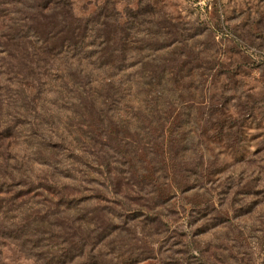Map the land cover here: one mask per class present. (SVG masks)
Masks as SVG:
<instances>
[{
	"label": "rangeland",
	"instance_id": "1",
	"mask_svg": "<svg viewBox=\"0 0 264 264\" xmlns=\"http://www.w3.org/2000/svg\"><path fill=\"white\" fill-rule=\"evenodd\" d=\"M85 22L111 41L131 27L138 65L99 73L83 57L112 46L74 51ZM76 54L98 83L171 74L146 112L151 165L144 96L87 98ZM84 146L138 153L151 185L103 183ZM0 264H264V0H0Z\"/></svg>",
	"mask_w": 264,
	"mask_h": 264
},
{
	"label": "trees",
	"instance_id": "2",
	"mask_svg": "<svg viewBox=\"0 0 264 264\" xmlns=\"http://www.w3.org/2000/svg\"><path fill=\"white\" fill-rule=\"evenodd\" d=\"M130 28L128 27L127 28L128 30L126 29L129 34L127 33V35L122 38L115 37L114 41H111V39H108L107 37H100V36L95 37L94 31L91 28V24L89 23L87 24L85 22L84 24H81L80 27L78 28L82 31L83 38L81 37L80 42H74L72 44V47L73 49H75L74 51L79 53L81 51V50L79 51L81 45L83 48L86 49L102 47L105 50L109 46V44H111L112 46L110 51L111 54L109 52L102 53L99 51H92L86 57H83L84 60H88V64L95 66V68H97L96 70H98L99 73H103L99 71L101 69L108 70L109 68H113L116 65L118 66L132 61L133 63H129V64H131L130 67H134L138 65V61L133 55L135 54L136 51H138V49L134 47L136 46L134 45L136 44V42L134 36H132L133 33H131ZM84 40L88 41L87 42L88 44H86L85 46L83 45ZM167 47L168 46L161 47L158 48L157 50H154L152 48H147L146 50L147 52H153V51L158 52L164 50ZM77 55L78 54L74 56L75 59L77 60L76 62H78L76 66V72L78 75L77 81L79 82V84L83 82H87V84H91L89 85V92H87V98L90 95L95 97L98 94H103L99 96L105 99L108 98V100H114L115 98V100L118 99L119 101L123 99L128 102H132V100L135 99L136 97H139L140 95L144 96L146 101L143 103H145V105L143 104L144 105L143 106L141 102L142 106L139 104L138 107L136 108L138 111L137 128L139 130L137 140L139 139L140 141H142L144 139L146 141L144 142L143 145L140 146L139 150H141L140 153L143 152L144 157L148 156V158L145 157L147 161L150 160L149 156H152L154 154L158 155L157 151L153 149V146L152 148H149V145H151L149 138L150 133L149 130L147 129L148 127H146L147 126L146 124L150 123L151 119L146 114V112L148 110L150 111L149 107L151 106V102L153 100V97L151 95H154L153 93L157 89V87L162 86L161 82L167 83L171 79L170 78L171 74L165 71L156 72L153 70H145L139 73H137V71L133 73H126L125 71L127 70L125 69L119 70L118 72L104 71L106 72L107 76L105 77V79L101 80V83H98L95 76H93L92 79H90V77L87 74V71H84V69L80 67L79 65L80 59L76 57ZM147 58H150V55H147ZM116 78H119V82L120 80H124L126 82L124 84L123 83L120 84L119 82L115 81ZM157 80L160 81L157 82V85H154V81ZM92 85H96V86H92ZM77 91L78 90H76V93ZM78 96L79 99H82L81 96L83 95L81 92H78ZM179 123L180 122H178V125ZM127 126H129V123H127ZM99 151L102 152L104 151V149L103 150L99 149ZM80 153H82V155L79 156L80 161L78 163L81 164L82 167L86 168L87 171L89 170L93 173L98 174L100 177H102L103 183H108L112 188H116V186L119 185V176L122 173H126V177H125L126 181H130L139 186L143 185L144 189L146 190L151 185L150 184L151 182L149 181L148 183L145 178L147 174L146 172L147 170L142 169V172L140 170L138 171L135 165L136 162L142 164L148 163L145 162V159L142 160L138 159V153L134 154L133 152H128V151H124L123 153H121L120 151L118 153L117 151L115 153L112 152L113 153L112 157H109L106 153H102L105 156L97 157L93 153H90V151H88V149L85 146L83 147V150L80 149ZM95 159L100 160V162L102 163H96L95 161H93ZM111 164H114L113 168L111 167ZM148 164L151 165V160L149 161ZM120 166H124L125 167L124 170L126 171L125 172L121 171L122 169ZM40 188H45V187L40 186ZM100 192L104 193L103 190H101ZM89 242L90 241H88L87 239H82L78 235L74 236L73 240H70L68 242L69 248L63 251L64 253L63 257H68L70 260H74L81 257L84 253L85 248L89 246ZM66 254L68 255L66 256Z\"/></svg>",
	"mask_w": 264,
	"mask_h": 264
}]
</instances>
